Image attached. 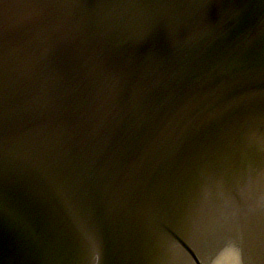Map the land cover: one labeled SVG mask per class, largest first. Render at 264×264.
<instances>
[{"label":"water","instance_id":"obj_1","mask_svg":"<svg viewBox=\"0 0 264 264\" xmlns=\"http://www.w3.org/2000/svg\"><path fill=\"white\" fill-rule=\"evenodd\" d=\"M262 191L264 0H0V264H264Z\"/></svg>","mask_w":264,"mask_h":264}]
</instances>
